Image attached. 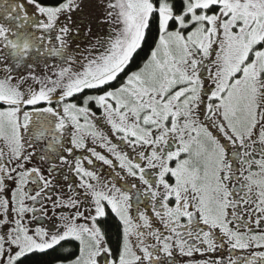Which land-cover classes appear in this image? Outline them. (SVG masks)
I'll return each instance as SVG.
<instances>
[{"label": "snow or ice", "instance_id": "snow-or-ice-1", "mask_svg": "<svg viewBox=\"0 0 264 264\" xmlns=\"http://www.w3.org/2000/svg\"><path fill=\"white\" fill-rule=\"evenodd\" d=\"M0 264H264V0H0Z\"/></svg>", "mask_w": 264, "mask_h": 264}]
</instances>
